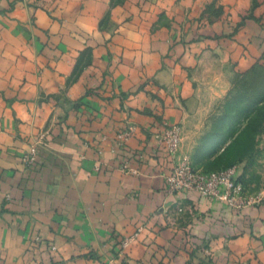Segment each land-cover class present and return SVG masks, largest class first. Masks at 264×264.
<instances>
[{
	"label": "crops",
	"instance_id": "obj_1",
	"mask_svg": "<svg viewBox=\"0 0 264 264\" xmlns=\"http://www.w3.org/2000/svg\"><path fill=\"white\" fill-rule=\"evenodd\" d=\"M253 1L0 0V264H264V201L169 195L155 139L264 60Z\"/></svg>",
	"mask_w": 264,
	"mask_h": 264
},
{
	"label": "rangeland",
	"instance_id": "obj_2",
	"mask_svg": "<svg viewBox=\"0 0 264 264\" xmlns=\"http://www.w3.org/2000/svg\"><path fill=\"white\" fill-rule=\"evenodd\" d=\"M253 3L256 5L257 1ZM254 63L259 67L251 70ZM254 63L235 72L227 92L213 98L211 107L195 112L196 118L185 126L182 150L194 164L205 169L235 166L247 192L261 196L263 202L264 60L261 57Z\"/></svg>",
	"mask_w": 264,
	"mask_h": 264
},
{
	"label": "built area",
	"instance_id": "obj_3",
	"mask_svg": "<svg viewBox=\"0 0 264 264\" xmlns=\"http://www.w3.org/2000/svg\"><path fill=\"white\" fill-rule=\"evenodd\" d=\"M135 126L127 125L118 131L115 137V146L122 148L133 135ZM159 147H162L172 161V166L165 176V190L169 195H180L194 192L199 196L215 199L234 210H242L252 205L260 204L262 197L251 195L238 180L235 166L217 170H203L192 165L187 156H179L182 142L181 127L177 123L163 122L162 129L155 134ZM36 159V149L32 148L25 156L26 163H33ZM124 167V166H123ZM131 172L137 171L132 169ZM131 237L125 238L120 243L124 249Z\"/></svg>",
	"mask_w": 264,
	"mask_h": 264
},
{
	"label": "trees",
	"instance_id": "obj_4",
	"mask_svg": "<svg viewBox=\"0 0 264 264\" xmlns=\"http://www.w3.org/2000/svg\"><path fill=\"white\" fill-rule=\"evenodd\" d=\"M257 66L259 67V65H257L256 63H254L252 66H251V70H255V68H257ZM192 162V161H191ZM192 165L194 166V167H197V168H202V167H199V166H197L196 164H194L193 162H192ZM225 168H228V167H225ZM225 168H220V169H225ZM203 170H217V169H205V168H202ZM238 180L240 181V182H242L240 179H239V176H238Z\"/></svg>",
	"mask_w": 264,
	"mask_h": 264
}]
</instances>
